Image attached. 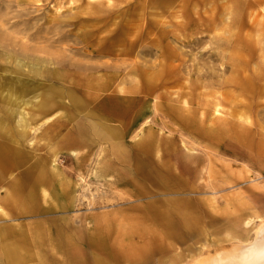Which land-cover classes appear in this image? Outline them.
Here are the masks:
<instances>
[{
	"label": "rangeland",
	"instance_id": "rangeland-1",
	"mask_svg": "<svg viewBox=\"0 0 264 264\" xmlns=\"http://www.w3.org/2000/svg\"><path fill=\"white\" fill-rule=\"evenodd\" d=\"M107 1L0 0V32L4 34L8 27L5 23L9 21L10 30L7 31L14 37L13 48L19 55L18 58H22L19 53H23L25 49L33 55L39 54L40 57H48L49 53H53L59 57L57 70L72 80L71 83L54 82V85L64 90L65 97L60 99L62 106L58 108V114L68 123V128H73L77 120L87 123L95 120L94 117L88 116V112L92 110L96 115L104 116L109 125L120 129L124 147L130 151L129 155L133 150L134 156L129 164L119 166L124 169L120 178L125 183L121 189L120 186L116 188L113 185L119 178L114 169L109 170L107 176L93 174L100 158L114 161L112 141L93 139L89 143L50 149L44 144L46 146L42 153L47 159L51 183L47 187L50 191L48 200L45 201V196L40 194L38 206L41 210L50 209V213L41 211L19 218L17 215L12 216L10 209L5 206L9 214L0 216V224H29L35 231H49L56 237L62 235L66 241L68 234L74 233L78 245L80 242L86 244L88 238L86 250L97 255L96 250L99 247L102 251L99 258L105 264H201L202 258L211 257L219 250L232 249L234 245L258 243L264 232V166L255 162L248 166L249 164H243L242 160L224 153H215L214 169H217L219 174L211 178V183L216 185L213 189H191L187 188L186 184L184 187L185 178L178 176L181 172L180 163L185 161L182 142L194 146L201 155L205 152L204 148L195 142L202 143L206 139L204 135L197 133V128L206 129L207 116L205 122L199 121L202 115L196 111L194 116L191 115L195 127L182 124L184 129L178 114L175 112L172 115L171 109H175L178 103L173 101L176 95H171L170 91H191L195 82L200 83L204 79L221 81L230 75L231 64L222 61L217 51L211 56L210 53L204 54L206 51H212L205 42L186 47L178 42L166 40L161 42V48H168L169 53L178 56L181 61L184 60L182 67L176 65L173 68L176 72L172 79L174 86L164 89L163 86H158L155 93H144L136 98L122 97V88L128 90L137 84L145 88L148 79L146 73L157 74L163 63L156 53H143L142 46L157 49L155 40H160L161 36L166 34L177 38V35L187 33L190 41L195 40L205 34L202 33V21H199L197 13L208 16L213 14L215 9L206 11L202 0H190L185 4L184 14L187 18L195 12V21L190 22L186 30H183L178 26V21L185 19V16L183 19L178 17L180 13L177 9L182 8L176 7L181 0H174L170 7H163L156 0H114L111 5H108ZM227 1L218 0L217 4ZM242 1L245 8L249 4L252 5L248 18L251 19L254 34L261 37L264 35V0ZM116 12L117 15L114 14ZM52 35L63 37L60 41L51 43L46 38ZM260 49H255L257 54L261 52ZM220 61L225 63L228 71L211 75L222 66ZM259 61L258 58V63ZM43 64L51 65L50 62ZM250 64L257 66L256 61ZM87 66L93 68H84ZM14 76L16 77V74ZM44 80L46 84H52L54 81L47 77ZM183 85L187 88L184 89ZM202 90L208 88L198 89ZM218 90L217 100L222 101L223 112L219 113L220 116L230 117L228 110H241L249 105L252 111L250 118L253 120L252 124L248 122L247 125L251 124L254 131L264 129V94L262 98L258 96L257 99L249 100L236 90L237 94L230 96V87L224 85L218 87ZM94 95L97 96L95 99H98L95 102L91 99ZM75 100L84 103L85 107L80 109L81 111L69 108L73 107ZM191 106L196 107L195 104ZM163 110L171 112V116ZM75 114L78 115L73 120L72 116ZM134 115L138 116L136 122L135 118H132ZM150 127L151 132L158 129L162 132L161 136L169 137V142L173 143L174 140L178 151L176 157H167L170 151L164 152L161 154L160 163L157 160L153 164L145 154L136 152L140 146L142 150L147 151L150 139L143 136V132ZM66 129L67 126H64L60 133ZM181 129L185 131L178 133ZM255 134L253 141L256 143L260 138L259 133ZM53 150H58L56 157L50 156ZM135 156L143 159L140 163L145 168L154 166L166 171L164 166L157 163H169L170 169L176 175L172 178L177 187L172 188V184L168 182L170 177L168 179L162 172L154 175V183L148 178L140 177L142 188L137 185L130 187V181L136 179L138 173L132 168L137 164ZM54 158L59 177L53 176L50 166ZM78 161L82 164H77ZM14 174L17 175L16 172ZM165 181L169 186H162ZM111 182L112 185L109 184ZM130 190L141 191L142 194L130 196ZM5 192V187H0V195L3 196ZM181 197L191 200V212L195 211L200 220L189 232L184 226L176 224L173 234L177 239L174 240L167 236L168 231L154 218L150 204L154 203L153 206L158 210H164L168 200ZM59 203H66L68 208L59 211ZM34 206H37L35 202ZM86 219L88 223H82ZM233 220L238 222L234 223ZM61 225L63 234L59 230ZM229 235L233 238L229 239ZM0 264H4L1 259Z\"/></svg>",
	"mask_w": 264,
	"mask_h": 264
},
{
	"label": "bare ground",
	"instance_id": "bare-ground-1",
	"mask_svg": "<svg viewBox=\"0 0 264 264\" xmlns=\"http://www.w3.org/2000/svg\"><path fill=\"white\" fill-rule=\"evenodd\" d=\"M111 1L114 0L107 1L108 5L113 3ZM156 1L161 3L163 7H170L174 3V0ZM202 1L206 11L215 9L213 14L208 16L197 13L199 21H202V33L205 34L193 41H190L187 33L182 36L177 35L178 39L166 34V36H161L162 40H155L157 49L151 46H142L141 51L143 53L157 54L160 61L163 62L161 68L157 74L146 73L148 79L145 88L137 84L128 90L122 88L121 91L124 93L122 96L124 99H131L142 96L144 93H155L158 86H163V89L174 86L172 79L176 72L173 71V68L176 65L182 67L184 60L181 61L179 60L181 58L169 53L168 48H161V42L166 40L167 42L168 40L178 42L186 47L205 42L204 44L209 45L212 51H206L204 54L210 53L211 56L217 51L222 61L231 64V73L224 77L222 82L213 78L204 79L200 83L195 82L191 91H170L171 95H176L173 97V101L178 104L174 105L175 109L174 107L171 109L173 114L167 112L168 109L163 110L170 116L176 112L181 125L191 124L192 127H195L191 115L194 116L196 111L202 115L199 117V121L205 122L207 118L206 129L197 128V133L204 135L206 139L202 143L195 142L201 148L203 147L205 152L201 155L194 146L182 142V155L185 161L180 163L181 172L178 176L185 178L184 187L186 184L187 188L209 191L216 186L211 183L212 176L219 174L217 169H214L216 166L215 153H224L242 160L243 164H249L248 166H252L254 162L264 166V129L254 131L251 128L250 125L253 120L250 118L252 117L251 106L248 105L246 108L235 111L230 109L227 111L230 113L228 115L230 117H225L219 115V113H223L222 101L217 100L218 87L221 85L230 87V96L237 94L236 90L241 96L249 100L257 99L258 96L262 98L264 94V49L260 48L264 47V35L257 37L252 31L251 19L248 18L251 4L245 8L242 0H228L221 4H217L218 0ZM189 2L190 0H181L176 6L182 8V10L177 9V12L180 13L178 17L183 19L185 16V19L178 21V26L183 30H186L190 22L195 21V12L187 18L184 14L185 4L187 5ZM212 2L214 4H211ZM209 4L211 5L209 6ZM114 14L117 15L118 13ZM5 24L8 26L7 30H10V22ZM7 30L4 31V34L0 32V187L6 189L5 194L0 195V216H8L9 213L4 208L6 206L12 212V216L17 215L20 218L28 214L41 213V211L45 214L50 213V209L43 208L41 210L38 206L40 194L45 196L46 201L50 193L47 187L51 183V178L48 174L47 159L42 153L46 145L50 149L57 146L65 147L89 143L93 139L103 142L112 141L111 150L115 157L114 161L100 158L97 166L93 169V174L100 177L114 169L120 178L124 169L119 166L129 164L130 159H133L134 156L133 150L129 155L130 151L124 147L120 129L109 125L104 116L96 115L92 110L88 112V116L94 117L95 120L88 121V123L77 120V124L73 128H68V123L61 119L62 115L58 114V108L62 106L61 100L65 97L64 90L58 85H54V82L71 83L72 80L57 70L59 57L53 53H49L48 57H40L39 54L33 55L25 49L23 53H19L22 57L19 59V55L13 48L14 37ZM62 37L61 35H52L46 40L54 43L60 41ZM256 48L260 49L261 52L257 54ZM258 58L260 59L259 63ZM222 61H220L222 66L217 69V73L211 75L224 74L228 71ZM252 61H256V67L250 64ZM43 62H50L51 65L44 66ZM202 67L204 66L202 65ZM84 68L92 69L93 67ZM164 73L166 76L163 77ZM46 77L54 80L51 82L52 84L44 82ZM200 87H207L208 90L198 91ZM183 88L186 89L187 87L183 85ZM96 97L94 95L91 99L95 102L98 100L95 99ZM191 104H195L196 107L191 106ZM84 107V103L75 100L73 107L70 106L69 108L74 111H81L80 109ZM77 115L72 116L73 120L77 118ZM133 117L136 122L138 116L134 115ZM193 120L196 122L195 119ZM248 122L251 123L249 126L247 125ZM64 126H67V129L60 133ZM182 127L185 129L184 125ZM147 129L144 130L143 136L148 137L150 143L147 145V151L146 149L142 150L141 146L137 147L136 152L138 154H145L153 164L157 160L160 163V158L164 152L170 151V155L168 154L167 157L178 155L174 140L173 143L169 142L170 138L161 136L162 132L160 133L158 129H155L154 132L150 131L152 127ZM184 129L179 130L178 133H183ZM255 133H259L260 138L256 143L253 141ZM44 144L46 145L44 146ZM57 154H59L58 150H53L50 156L56 157ZM66 158L68 157L66 156ZM136 159L137 164L135 163L132 168L138 173L136 179L133 178L130 181L132 184L130 187L137 185L142 188L140 177L148 178L154 183L156 181L154 175L161 172L167 175L168 179L170 177L168 182L172 184V188L176 186L173 180V176L176 175L170 169L169 163H157V165L164 166L166 171H163L154 166L153 168H145L140 163L143 159L135 156ZM55 161L54 158L50 166L53 170V176L59 177V173L55 169ZM77 164L82 163L78 161ZM15 172L20 177H17ZM118 179L114 181V184L112 182L109 184H113L116 188L120 186L119 188L122 189L125 182L121 178ZM164 185L169 186L167 181L162 182V186ZM141 194V191L135 190H130L128 193L134 197ZM34 202L37 204L36 207ZM58 205L59 211L68 208L66 203H59ZM153 205L154 203L150 204L152 215L168 231L167 236L174 240L177 239L173 234L176 224L184 226L187 232L199 224L200 219L195 211L191 212L193 211L191 200L187 198L168 200L165 203L167 208L164 210H158ZM87 221L88 219L82 223ZM233 222L238 221L233 220ZM62 227V225L59 227L61 234L64 230ZM89 234L91 235V233ZM68 235V241H66L62 235L56 237L49 231L47 233L42 232L41 229L35 231L34 227L29 224H0V259L4 264H105L99 258V254L102 253L99 247L96 250L97 255L86 250L88 238L86 244L80 242L78 245L74 233ZM231 236L229 235V239L233 238ZM201 264H264V232L258 239V243L246 246L234 245L232 249L219 250L217 254L211 255V257L202 258Z\"/></svg>",
	"mask_w": 264,
	"mask_h": 264
}]
</instances>
